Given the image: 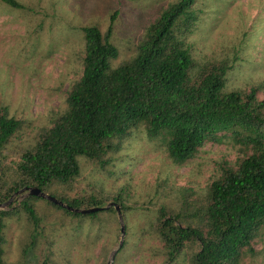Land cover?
Segmentation results:
<instances>
[{
    "label": "rangeland",
    "instance_id": "1",
    "mask_svg": "<svg viewBox=\"0 0 264 264\" xmlns=\"http://www.w3.org/2000/svg\"><path fill=\"white\" fill-rule=\"evenodd\" d=\"M16 9L0 0V108L21 122L7 146V161L35 143L39 133L66 110V97L82 75L84 27L104 35L118 50L113 67L130 60L147 26L177 0H15ZM203 11L186 40L198 63H227L228 90H248L264 83V0H198ZM263 95H260L262 98ZM238 146L208 143L183 164L171 161L161 137L149 138L143 127L132 132L105 171L80 159V175L71 195L104 197L106 207L121 197V240L117 213L76 218L44 199L33 201L37 225L20 211L5 218L6 264H188L199 247L187 244L172 261L155 234V219L164 214L189 216L202 210L208 185L222 167L240 157ZM23 200V199H22ZM12 203L16 206L22 201ZM118 205V204H117ZM108 210V209H107ZM240 264H264V230Z\"/></svg>",
    "mask_w": 264,
    "mask_h": 264
},
{
    "label": "trees",
    "instance_id": "2",
    "mask_svg": "<svg viewBox=\"0 0 264 264\" xmlns=\"http://www.w3.org/2000/svg\"><path fill=\"white\" fill-rule=\"evenodd\" d=\"M2 1L24 9L15 0ZM197 1L170 3L147 26L135 55L117 67L112 65L118 58L110 40L113 23L104 35L95 26L82 28V75L67 94L66 110L15 160L7 161L6 149L21 122L7 107L0 108V204L35 187L74 209L103 208L104 197L71 196L80 159L105 171L140 127L149 138L164 140L167 156L176 164L186 163L208 143L227 141L239 147L241 157L222 167L208 185L202 210L166 216L162 208L155 234L170 261L187 244L199 247L188 264H240L245 254L254 253L253 244L264 230V83L228 90L227 63L201 64L193 58L186 40L203 14ZM37 200L41 198L26 197L18 206L0 210V264H6L5 218L22 211L37 225ZM112 202L122 215L128 211L120 196ZM47 203L76 218L101 212L81 215ZM105 211L116 213L114 208Z\"/></svg>",
    "mask_w": 264,
    "mask_h": 264
},
{
    "label": "water",
    "instance_id": "3",
    "mask_svg": "<svg viewBox=\"0 0 264 264\" xmlns=\"http://www.w3.org/2000/svg\"><path fill=\"white\" fill-rule=\"evenodd\" d=\"M16 196H18V198L21 199V200L26 198V197H30V196L41 198V199H44V200L52 203L55 206H59V207L65 209V210H68L70 212H74V213H77V214H81V215H88V214H92V213H95V212H98V211L107 210L109 208H114L116 213H117V216H118V220H119V223H120V232H121V235H122L121 240L119 242V248L123 244V235L125 233V225H124V222H123V215H122L120 206L117 205V204L110 203L104 208L96 207V208H89V209H74V208L68 207L67 205L63 204L62 202H60L56 198L52 197L51 195H49V194H47L45 192H42L40 189L35 188V187H31V188H24V189L18 191L7 202H5L3 204H0V210H7L8 207L14 201ZM116 253H117V250L112 253V258H111V260H110V262L108 264H113V259H114Z\"/></svg>",
    "mask_w": 264,
    "mask_h": 264
}]
</instances>
